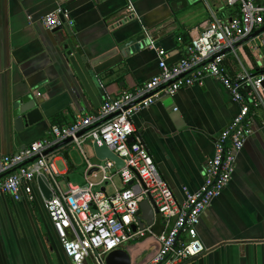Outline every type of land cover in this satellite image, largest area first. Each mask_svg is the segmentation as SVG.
Returning <instances> with one entry per match:
<instances>
[{
	"label": "crops",
	"instance_id": "obj_1",
	"mask_svg": "<svg viewBox=\"0 0 264 264\" xmlns=\"http://www.w3.org/2000/svg\"><path fill=\"white\" fill-rule=\"evenodd\" d=\"M59 6L69 14L65 25L81 54L93 60L117 50L94 67L101 89L98 107L106 96L142 87L160 71L156 48L166 50L171 66L186 55V44L214 17L226 20L237 15L236 6H228L226 0H0V157L49 136L54 123L69 124L98 109L68 60L61 42L66 27L50 30L42 23ZM263 30L264 26L235 43L226 60L231 71L264 73V47L257 39ZM138 36L142 37L136 40ZM40 87H46L44 95L39 94ZM30 93L43 100V118L17 130L15 105H26ZM239 111L229 89L206 77L203 85L183 87L133 116L160 173L180 200L183 186L197 191L203 185L215 141ZM253 121L255 132L237 157L231 182L197 227L206 250L187 264H264V108L256 111ZM75 148L72 144L49 154L60 184L79 172L84 180L85 161L75 159ZM160 229L159 217L155 230ZM121 248L130 253L132 264H141L158 243L149 236ZM0 264H72L37 185L32 197L25 195L20 201L0 196Z\"/></svg>",
	"mask_w": 264,
	"mask_h": 264
},
{
	"label": "built area",
	"instance_id": "obj_2",
	"mask_svg": "<svg viewBox=\"0 0 264 264\" xmlns=\"http://www.w3.org/2000/svg\"><path fill=\"white\" fill-rule=\"evenodd\" d=\"M226 3L240 6V14L226 20L214 17L186 44V55L171 66L166 50L156 48L160 71L142 87L124 90L116 97L106 96L95 111L78 115L67 125L53 124L49 136L0 157V196L7 194L20 201L25 195L32 197L38 176L50 181L52 197L45 198L46 209L72 264H88L89 260L107 264L111 251L149 236L156 239L158 248L141 264H187L206 250L197 235L201 217L231 182L237 157L255 132L253 117L264 108V73L254 74L244 68L234 73L225 63L235 43L264 26V0ZM67 19L69 14L59 6L45 15L42 23L54 30ZM257 39L264 47V30ZM206 77L222 82L240 111L216 139L201 188L191 191L183 186L184 199L180 200L160 173L133 116L165 95L175 96L183 87L203 85ZM69 137L85 161L83 183L61 179L60 184L56 163L45 154L55 142ZM95 142L106 144L123 163L118 166L113 159L89 158L84 145L93 147ZM144 200L158 209L153 224H140ZM159 217L161 229L157 232Z\"/></svg>",
	"mask_w": 264,
	"mask_h": 264
},
{
	"label": "water",
	"instance_id": "obj_3",
	"mask_svg": "<svg viewBox=\"0 0 264 264\" xmlns=\"http://www.w3.org/2000/svg\"><path fill=\"white\" fill-rule=\"evenodd\" d=\"M65 23L66 22H64L63 25L66 27V34H64V36L62 37L61 42L64 43V48L67 50L68 60L74 67L76 73L78 74L79 78L84 84L85 89L87 90L89 96L94 101V104L96 105V107H98L96 100L99 99L97 95L99 92H101V89H99L98 85L95 82L93 70L94 67L97 66L100 62H103L110 56L115 55V53H117V50L113 49L112 51L102 54L101 56H98L93 60L89 59L86 54H81L79 52L77 46L74 44L72 39L73 32L68 25H65ZM62 26L56 29H59ZM141 37L139 36L136 37V40H138ZM129 47L130 46H127V50ZM45 92H46V87H40L39 94L44 95ZM28 99L29 101L24 106L19 107L18 104L15 105L14 115H15V124L17 130L24 129L25 127H29L43 118V112L40 106L43 100H39L38 98H36L33 95V93L29 94ZM110 118L111 116L105 118L103 121L109 120ZM95 126L97 125H94V127ZM72 144H73L72 138L69 137L63 139L56 145L49 147L45 151V154L49 155L60 148L62 150L63 148L68 147L69 145ZM93 151L95 153V156L99 159L109 158L116 160L118 166H120L123 163V161L106 144L100 146L98 145L97 142H95L93 144ZM64 157L69 158L68 153H64ZM34 159H36V156L32 158L31 161H33ZM17 168L18 167L14 168L13 171L16 170ZM10 172L11 171H9L8 173ZM6 174L1 175V177L5 176ZM37 186L39 187L40 191L42 192V194L46 199H50L52 197L50 181L45 176L41 175L37 177ZM157 214H158V209L156 208V206L150 203V201L144 200L141 203L140 224L141 225L153 224ZM107 264H132L131 255L126 249L123 248L115 249L111 251L107 256Z\"/></svg>",
	"mask_w": 264,
	"mask_h": 264
},
{
	"label": "rangeland",
	"instance_id": "obj_4",
	"mask_svg": "<svg viewBox=\"0 0 264 264\" xmlns=\"http://www.w3.org/2000/svg\"><path fill=\"white\" fill-rule=\"evenodd\" d=\"M84 149L87 153V156L91 159H94V151H93V147L92 145L90 144H85L84 145ZM73 153L75 155V159L78 161V162H83L84 161V158L82 157V154L80 153V149L79 148H75L73 150ZM72 182L74 183H83L84 180H83V176L82 174L79 172L78 174L74 175L73 178L71 179Z\"/></svg>",
	"mask_w": 264,
	"mask_h": 264
},
{
	"label": "trees",
	"instance_id": "obj_5",
	"mask_svg": "<svg viewBox=\"0 0 264 264\" xmlns=\"http://www.w3.org/2000/svg\"><path fill=\"white\" fill-rule=\"evenodd\" d=\"M234 10H235V13L238 15V14H240V11H241V9H240V6H236L235 8H234ZM228 59V58H227ZM225 63H226V66H227V61H225ZM228 67V66H227ZM56 122V121H55ZM54 124H60V125H67V124H61L60 122H57V123H54Z\"/></svg>",
	"mask_w": 264,
	"mask_h": 264
}]
</instances>
